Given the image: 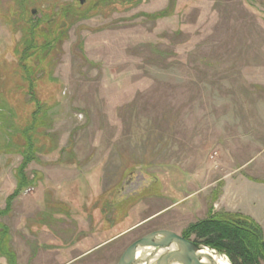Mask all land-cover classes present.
Masks as SVG:
<instances>
[{"label": "rangeland", "instance_id": "374dc122", "mask_svg": "<svg viewBox=\"0 0 264 264\" xmlns=\"http://www.w3.org/2000/svg\"><path fill=\"white\" fill-rule=\"evenodd\" d=\"M74 2L0 0V233L16 264H118L205 219L228 185H264V0H87L30 98L25 22ZM27 139L35 184L7 208Z\"/></svg>", "mask_w": 264, "mask_h": 264}, {"label": "trees", "instance_id": "16d2710c", "mask_svg": "<svg viewBox=\"0 0 264 264\" xmlns=\"http://www.w3.org/2000/svg\"><path fill=\"white\" fill-rule=\"evenodd\" d=\"M25 2V0H18ZM78 1V0H77ZM128 4H135L137 0H126ZM55 6V5H51ZM85 4H81L80 1L70 3L69 5H63L59 9L54 11V18H45V20L39 21L34 24L30 20L25 22V32L28 34V41L26 45V57L20 62V70L25 74V78L28 84V88L33 91L30 98L37 97L35 93L37 89L34 76L39 70L48 69L52 64V58L49 56L56 53L61 42L65 38V30L69 21L79 20L83 16H88L84 9ZM168 10V12H167ZM172 8H167L164 12L151 16L146 15L147 18L157 17H169L172 13ZM86 14V15H83ZM57 22H53L56 20ZM68 20V21H67ZM67 21V22H66ZM42 24L49 26L48 30L39 32L38 29ZM52 25V26H51ZM51 26V27H50ZM38 39L42 43H38ZM48 54V57L45 55ZM49 81L52 80V76L48 75ZM34 78V80H33ZM33 103L37 101H33ZM38 103V102H37ZM39 111L34 114L35 121L33 122L34 129L36 125H43L47 122V111H42L43 107L36 106ZM45 121V122H44ZM28 144L25 146L24 152H22V162L17 169V187L13 195L7 199V208H10L12 201L21 194L26 188L34 185V180L30 181L26 174L27 167L36 160L38 155V147L32 140L27 139ZM60 163H64L65 159L62 157L59 159ZM9 210V209H7ZM4 213H0L3 215ZM207 217L190 224L184 231L182 236L185 239L203 243L211 249L217 251L221 255L228 258L231 264H264V231L263 228L252 218L233 212H215L213 208L208 210ZM3 227V226H1ZM8 231L0 233V256L5 257L9 264H16L15 254L6 245H3L4 241L8 240Z\"/></svg>", "mask_w": 264, "mask_h": 264}, {"label": "water", "instance_id": "95a60500", "mask_svg": "<svg viewBox=\"0 0 264 264\" xmlns=\"http://www.w3.org/2000/svg\"><path fill=\"white\" fill-rule=\"evenodd\" d=\"M81 4L85 0H80ZM224 255L169 230L149 233L131 244L118 264H220Z\"/></svg>", "mask_w": 264, "mask_h": 264}, {"label": "crops", "instance_id": "0c3cea01", "mask_svg": "<svg viewBox=\"0 0 264 264\" xmlns=\"http://www.w3.org/2000/svg\"><path fill=\"white\" fill-rule=\"evenodd\" d=\"M250 188H236L228 185L225 188L220 200L217 202L215 206L216 209L214 211L217 212L218 209H222L227 212H241L253 218L263 228L264 231V185L254 187V189L258 192L255 194L250 192ZM245 189L247 191H245ZM172 207L175 206L172 204L171 206L167 207V209L161 211L152 218L159 216L163 212L168 213L172 211ZM164 230L173 231L179 234V230L173 226L170 228H165Z\"/></svg>", "mask_w": 264, "mask_h": 264}, {"label": "bare ground", "instance_id": "6f19581e", "mask_svg": "<svg viewBox=\"0 0 264 264\" xmlns=\"http://www.w3.org/2000/svg\"><path fill=\"white\" fill-rule=\"evenodd\" d=\"M220 264H231L227 258H223Z\"/></svg>", "mask_w": 264, "mask_h": 264}]
</instances>
